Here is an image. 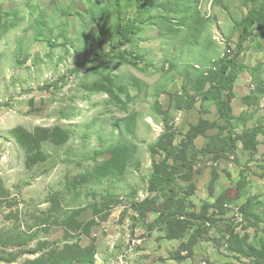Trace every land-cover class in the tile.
I'll return each instance as SVG.
<instances>
[{"label": "rangeland", "instance_id": "rangeland-1", "mask_svg": "<svg viewBox=\"0 0 264 264\" xmlns=\"http://www.w3.org/2000/svg\"><path fill=\"white\" fill-rule=\"evenodd\" d=\"M263 6L0 0V264H264ZM163 169L194 203L165 224Z\"/></svg>", "mask_w": 264, "mask_h": 264}, {"label": "trees", "instance_id": "trees-1", "mask_svg": "<svg viewBox=\"0 0 264 264\" xmlns=\"http://www.w3.org/2000/svg\"><path fill=\"white\" fill-rule=\"evenodd\" d=\"M183 24L188 25L190 22L186 20L183 21ZM188 26L191 28L190 25ZM237 28L241 34L240 43H243L252 36V30L254 28L264 35V6L258 10H253ZM131 32L135 33V30L130 26H126L122 30V35L126 37L129 36ZM124 43L126 42L122 41L116 45L115 50L121 48ZM239 48H242V44H240ZM237 65L236 57H232L223 65L222 68L223 85L221 88L229 94L228 105L231 104L232 99L234 98L233 84L235 75L233 74V71L236 67H238ZM203 125H206L205 122ZM205 132L206 130H202V133ZM258 132L260 133V130L253 131L252 135L256 137ZM244 135L248 136L250 135V132H244L242 138H244ZM177 181V177L168 173L165 169L155 172L151 177L149 186V191L153 195L148 196L145 200L135 204V206L139 209L141 217L152 214L158 217V222L165 224L167 220L166 217L171 213L174 214V217L191 216L194 203L188 196L183 195L176 189L175 186ZM245 208L246 205L243 206V209ZM191 223L196 224V221L191 218ZM170 236L173 239H184L187 235L181 231H175ZM254 256H256L257 259L261 258L257 252L254 253Z\"/></svg>", "mask_w": 264, "mask_h": 264}, {"label": "built area", "instance_id": "built-area-1", "mask_svg": "<svg viewBox=\"0 0 264 264\" xmlns=\"http://www.w3.org/2000/svg\"><path fill=\"white\" fill-rule=\"evenodd\" d=\"M230 55H232V50L230 51ZM204 264H208L207 262H204Z\"/></svg>", "mask_w": 264, "mask_h": 264}]
</instances>
